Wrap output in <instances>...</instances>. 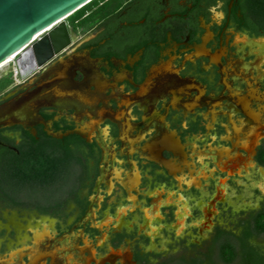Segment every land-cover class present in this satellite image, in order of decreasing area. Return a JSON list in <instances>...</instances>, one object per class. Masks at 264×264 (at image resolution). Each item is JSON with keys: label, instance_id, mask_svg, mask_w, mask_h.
Returning <instances> with one entry per match:
<instances>
[{"label": "flooded vegetation", "instance_id": "obj_1", "mask_svg": "<svg viewBox=\"0 0 264 264\" xmlns=\"http://www.w3.org/2000/svg\"><path fill=\"white\" fill-rule=\"evenodd\" d=\"M64 23L0 75V264L191 254L187 223L264 180V0H93Z\"/></svg>", "mask_w": 264, "mask_h": 264}, {"label": "water", "instance_id": "obj_2", "mask_svg": "<svg viewBox=\"0 0 264 264\" xmlns=\"http://www.w3.org/2000/svg\"><path fill=\"white\" fill-rule=\"evenodd\" d=\"M90 1L0 0V65L14 55L11 60L14 61L20 76L26 77L36 67V62L57 53L68 41L64 19ZM48 29H50L48 34L42 36ZM260 135H264V132H259L255 139ZM244 165L247 168V164ZM248 178V181L241 182L239 190L235 192L237 195L235 202L230 199L223 218L217 217V221L211 223L210 214L206 213V218L187 223V227H191L188 232L191 243L207 237L216 224L221 226L235 213L256 205L264 197V180L258 184L261 194H256L253 189L256 184L255 178L250 176ZM211 211L210 209L209 212ZM182 230L183 228L178 227L176 235H180ZM151 243L153 248L158 247L159 244L165 246L164 239H158L156 242L152 238ZM84 256L83 253L74 250L72 255L69 253L65 256L66 263L87 264Z\"/></svg>", "mask_w": 264, "mask_h": 264}, {"label": "trees", "instance_id": "obj_3", "mask_svg": "<svg viewBox=\"0 0 264 264\" xmlns=\"http://www.w3.org/2000/svg\"><path fill=\"white\" fill-rule=\"evenodd\" d=\"M90 3L88 2L74 11L70 16H75L78 11ZM262 233H264V208L250 215L249 220L242 224L238 236H233L226 231L217 232L214 243L209 246L205 258H190L188 261L180 260L175 264H214L216 260L230 264L236 259H238L239 264H264V253L249 242L252 237Z\"/></svg>", "mask_w": 264, "mask_h": 264}, {"label": "rangeland", "instance_id": "obj_4", "mask_svg": "<svg viewBox=\"0 0 264 264\" xmlns=\"http://www.w3.org/2000/svg\"><path fill=\"white\" fill-rule=\"evenodd\" d=\"M10 65H12V62H9L7 65L2 67L0 69V75L2 74V72L9 69ZM262 206H264V197H262L261 200L256 205L242 209L237 213H235L231 218H228L226 222H224L221 225V227L224 228V231L231 233L233 236H238L241 232L242 224L247 220H249L251 214L253 215V213H255L257 210L264 208ZM213 237L214 234H210L207 237L203 238L202 240L194 242L195 246L193 250L191 249V254L188 252L174 250L173 252L165 255L162 258L166 259L169 264H175L180 260L188 261L191 258V255L196 253L200 254V256L198 255L199 257L197 258H203L205 254L209 251L210 248L209 246L213 244V240H212ZM249 242L252 244V246L257 247L262 253H264V233L256 237H252ZM213 255L215 256V253H213ZM214 264H224V263H222L219 260L218 261L216 260ZM230 264H239V261L238 259H236Z\"/></svg>", "mask_w": 264, "mask_h": 264}, {"label": "bare ground", "instance_id": "obj_5", "mask_svg": "<svg viewBox=\"0 0 264 264\" xmlns=\"http://www.w3.org/2000/svg\"><path fill=\"white\" fill-rule=\"evenodd\" d=\"M41 34V33H40ZM12 58H14V55H12ZM11 57L9 58V59H7L6 61H4L1 65H0V69L2 68V67H4L5 65H7L10 61H12L11 59H12Z\"/></svg>", "mask_w": 264, "mask_h": 264}]
</instances>
